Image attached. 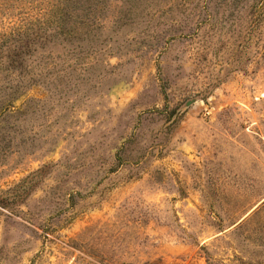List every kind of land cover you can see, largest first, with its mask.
I'll return each mask as SVG.
<instances>
[{
    "label": "rangeland",
    "instance_id": "rangeland-1",
    "mask_svg": "<svg viewBox=\"0 0 264 264\" xmlns=\"http://www.w3.org/2000/svg\"><path fill=\"white\" fill-rule=\"evenodd\" d=\"M0 264H264V0H0Z\"/></svg>",
    "mask_w": 264,
    "mask_h": 264
}]
</instances>
